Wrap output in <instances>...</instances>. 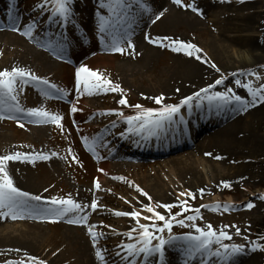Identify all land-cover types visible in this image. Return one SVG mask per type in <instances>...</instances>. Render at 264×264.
<instances>
[{
    "label": "bare ground",
    "instance_id": "6f19581e",
    "mask_svg": "<svg viewBox=\"0 0 264 264\" xmlns=\"http://www.w3.org/2000/svg\"><path fill=\"white\" fill-rule=\"evenodd\" d=\"M99 1L105 3L107 0ZM231 1L224 0L223 4L222 0H198L196 5L189 4L197 9V11H193L192 7H187V5L180 7L174 4L172 0H142V3L148 9L145 10L137 5L135 0H131V10L135 11L134 16L129 18L124 17L125 21L122 24L111 21L108 11L105 13L106 15L99 16L100 10H96L94 7H91L89 15L78 14L80 7L77 2H72V15L68 20H71L73 26H67V28L71 29V32L65 38L71 43L78 41V50L83 46L80 39H78L79 31L83 26L93 29L96 22L95 16L99 18L103 17L106 21H110L106 25V29L115 28L123 32V34L120 33L121 37L118 38H121L127 46L126 54L120 57L114 55L99 58L101 60L104 58H121L118 64H114L113 62L111 68L106 67V65L99 66L100 68L105 67L106 71L112 72L109 80L112 79L113 83L118 85L120 90L130 92H134L137 89V86L134 85L136 81L142 84H145L146 81L153 84L157 82L153 87L145 88L142 86L143 89H137L139 95L142 98L155 96H158V98L162 97L163 99L168 98L169 102L174 98L176 100L171 104H161L160 108L153 112H159L167 105H179L181 101L191 97L192 99L188 104L179 105L180 109L188 110L191 103H197L198 107L195 119L206 122V129L198 138V142H196V139L193 141V143L196 142L197 144L192 147L191 151H184L175 155L169 153L167 157H164L165 155L161 156L165 159L161 158L163 161L161 165H158L159 168L157 170H154L148 164L131 162L130 160L135 159V157L140 158V155L136 156L132 151L128 155L122 156L117 153L112 155L110 152V146L118 138L117 134L125 131L126 134L142 136L149 132L154 137L157 131H152L153 127L150 130L141 131L138 129L137 122H133L130 125L128 117H134L140 111H133L130 107L126 106L120 110L109 108L111 106L105 102L104 98L107 95H111L112 91L93 89L92 94H89L86 101L77 104V111L72 116V121L91 120L95 115H99L101 118V121L95 120L93 123L89 122V131H87V134L90 133L89 137L93 138L90 139L87 149L98 157L96 161L98 170L93 169L95 166L93 162L83 155L85 154L83 151L81 152L78 146L80 143L76 139L74 140L75 142L71 143L72 137L69 133H75V131L72 129L68 130L69 133L66 131L67 134L62 137V141L66 144L67 149L72 150L74 154L79 156L80 160L82 158L85 160L83 162L85 164L84 170L90 183L81 184L78 182L80 184L79 187L71 186L69 189L62 187V189L58 190L53 189L54 186L59 184L60 180L65 182V179L63 174L61 175L59 162L53 155V152H49L46 142V140H49L47 127L43 125L42 127L39 126L38 123L34 122L35 118L22 117L25 141L16 147H10L9 143H6L8 136L0 132V156L20 152L25 155L36 156L37 154H43L49 157L46 160L36 159L32 163L20 161H9L7 163V171L14 186L20 191L28 193L30 197L37 195L41 197L40 201L29 200L30 207L38 208L42 203L50 204L49 202L53 198L57 200L71 198L74 202L83 206L82 211L69 213L64 217H57L61 223L59 226L63 238L55 237L57 240L54 243L55 246L61 247L57 257L59 260L62 258V263L58 262L56 256H52L49 258L50 264H101V260L96 256L97 247L89 240V228L93 226L101 228L103 221H108V216H106L107 211L109 209L115 210L116 206L121 205L120 202L117 203L114 199L110 198V196H117L118 190L120 195H126V197H123V202L126 205L140 206V225H149L150 219H145L144 217H150L151 213L146 212L145 208L154 207L157 212L161 213L164 208L156 207V205H168L174 202L175 199L170 196L171 192L177 197L180 194L191 197L201 209L208 204H215L219 201L218 199H213L209 203L206 200L203 201L201 196L209 197L219 191L225 192L227 188L224 187L225 183L229 187L242 189V194L246 196L254 192L257 193L255 189L264 188V184L262 185L264 183V165L260 166L261 169L255 168L256 165L258 167L260 165L257 157L262 139L258 134L260 131L259 123L264 116V102L258 99L254 105L250 104L249 102L253 98L249 95L248 88L238 83L237 80L233 81V79H237L238 75L260 64L261 62L259 61L264 58V2L262 0ZM234 2H236L235 11L263 10L239 17L241 21L239 28L236 29L234 24L229 20H226L224 23V12L218 13L221 7L224 9L229 8L227 4H233ZM42 3L43 0H36L30 12L26 11L23 5L17 4L14 0H0V18L3 20L0 21V71H11L15 67L23 69L25 72H30L39 79L53 73L60 79L61 86H67L68 80H76V71L79 68L74 69L67 67L65 63L61 64L57 62L53 58L54 55L51 53L52 51L50 52L46 41L40 43L32 35L25 36L21 34L25 31V26L28 24L34 25L32 29L34 32L40 30L33 20L29 21L25 19L22 22V16L24 15V18H29L34 15H37V17L45 15L51 3L43 9L37 7L38 4ZM106 7L105 5V7H99V9L105 11L108 9ZM19 10L22 12V16L17 15V11ZM161 12H163V15L159 20H156V16ZM77 16L78 18H76ZM145 17H147L146 20L141 22V19ZM208 17L211 20H206ZM216 17L223 21L216 23ZM154 20L155 23H153ZM53 21L55 23L52 24L51 32H54L57 26L60 33L66 34L62 20L59 17H55ZM130 27L134 30L133 34H128ZM14 29H19V31ZM239 29L255 34L251 35L247 33L242 35V37H229L230 32L235 33V30ZM188 30L190 32L193 30H207L213 33L204 42L206 50L204 48L203 50L206 52V62L203 57L204 51L196 52L193 50L189 56L184 50H173L176 47L172 43L173 41L193 44V41H186L187 38L185 36L190 33L187 32ZM178 32H182V34H178ZM146 36L149 39H146ZM106 40L104 36L103 41ZM161 40H164V45L171 50V59L165 63L163 69L156 71L157 73H147L145 71L146 68L153 65L156 58L161 55L157 49ZM113 41L116 43L117 40ZM129 43H131L132 47H128ZM87 45L91 46L92 44ZM94 48L96 47L92 46L91 50ZM102 48L107 49L108 46L105 45ZM101 49H96L95 52L99 53ZM229 49L235 53L241 50V53L245 54L246 59H243L236 65L225 61L224 55L228 56L226 52ZM77 51L73 50V53ZM84 51L87 52L89 49H85ZM81 54L76 55L78 59H80ZM141 69H144L143 72ZM220 79L223 80V83L217 85L215 82ZM31 82L37 84L35 81ZM27 86L28 83L21 84L18 78L14 93L17 98L16 101H20L25 95H28ZM111 86H113L112 83L108 86L109 89ZM261 86H264V83L253 89H259ZM150 88H152L151 92H149ZM204 89L207 91H202ZM227 89H231V93H228ZM217 92L237 95L248 106L245 108L244 104L237 103L234 100L225 103L220 100L209 101L207 99V96H211ZM197 93H199V96H197ZM29 95L35 99L42 100L45 96L41 92L36 94L30 92ZM10 102L15 101L5 103L2 106L4 107V113L0 114V116H10L9 113L14 112V110H9ZM112 105L116 107L115 103H112ZM30 108L35 107L30 106ZM61 108H66V106H62ZM116 112L122 116L116 117L114 115ZM178 112L172 117L177 115ZM191 115L187 116L186 124L178 117L177 127L179 131L188 129L187 125L191 122ZM63 117L66 116H62V119H64ZM1 124L6 125L0 119ZM162 126L163 124L161 128ZM78 130L81 131L79 128ZM100 130H103L107 137L110 138L108 141H105L104 135L101 136L100 140L94 138ZM27 142L33 143L36 147H33V150H29V143ZM105 152H109L105 156L106 159H104L107 161L101 162L100 157ZM137 153L140 154L138 151ZM131 154L135 157L131 156ZM197 155H200L201 159H198L197 162L192 161L193 158L191 157ZM125 157H128L127 159L130 162H127ZM44 162L45 165H48L51 172L46 174L43 169H38L40 179L39 183H36L31 172V167H38ZM200 163L203 167H199ZM89 166H93L92 169H89ZM119 173L122 175L120 176ZM120 180L128 183L121 182ZM96 184H99V188L96 187ZM141 193H146L147 195H142ZM93 199L97 204L95 210L91 208ZM233 204L236 205V203ZM126 205L123 204L124 208L127 209ZM4 211L7 210L5 209ZM85 215L88 218L87 223H68L70 219H78L79 216ZM108 215L109 217L117 216L112 213ZM22 217L24 221L28 219L26 223L10 224L8 222L19 221L21 219V211L18 213L16 219H13L10 215H0V256L7 255V258L4 259H10L0 264H15L17 257H24L26 260L37 262L39 261L37 258L43 254L41 252H47L48 249H51L45 248L40 250L41 247L43 248L42 243L39 241L42 238L41 231H45V229L42 228L44 225L39 220L46 217V215L31 213L25 210ZM133 222L134 219L132 218H120L117 224L122 228L130 229ZM26 224L28 225L26 230L19 228ZM50 241L51 238L48 239V242ZM186 244V239L173 240L172 243L165 244L163 258L167 264H203V260H201L203 256L200 254L191 258L186 255ZM224 245H228L231 248L234 244L226 243ZM239 246L243 247V252L232 257L228 261V264H264V260L257 259L250 254L249 248H247L245 243H241ZM217 249L222 251L221 247ZM101 255L104 258H108L109 256L106 250L101 251ZM153 260L152 256L144 258L143 262L149 264ZM107 261L109 262L108 264H118L110 258ZM206 264H225V261L222 257L211 255Z\"/></svg>",
    "mask_w": 264,
    "mask_h": 264
},
{
    "label": "rangeland",
    "instance_id": "374dc122",
    "mask_svg": "<svg viewBox=\"0 0 264 264\" xmlns=\"http://www.w3.org/2000/svg\"><path fill=\"white\" fill-rule=\"evenodd\" d=\"M17 3H20L21 5H23L24 9L26 11H31L32 7L35 5L36 0H16ZM78 1V0H77ZM81 3H78V5L81 7L82 12L84 15H88L91 11V7H93L96 4V9H99L97 6V0H80ZM198 0H181V5L180 7H184L185 5H189V4H193L196 5ZM264 2V0H262ZM223 4H224V0H222ZM226 2V1H225ZM233 2V0L231 1ZM104 4V3H103ZM107 4V2H106ZM227 4V3H226ZM229 6V8H222L218 13H223L224 12V23L226 20H229L230 22H232L234 24V27L239 28L240 25V19L239 17H242L245 14L248 13H252V12H259L263 9H251L249 11H235L234 8L236 7V2H234L233 4H227ZM19 12L18 11V15ZM218 13H216L218 15ZM22 16V15H21ZM46 15L43 16H38L34 15L32 17V19H36V23L42 22L43 18ZM1 19V18H0ZM206 20H211V18H207ZM29 21H31V18L29 19ZM223 20L216 17L215 18V22L216 23H221ZM38 25V24H36ZM208 25V24H207ZM221 25V24H220ZM206 29V28H205ZM236 32H230L229 33V37L234 36H241L245 35V34H251L254 35L255 33H251V32H245L242 30H235ZM38 35V30L35 31ZM91 32V31H90ZM187 32H190L189 30ZM178 34H182V32H178ZM213 33L207 30H193L192 32L188 33L185 37L187 38L186 41H193V44L196 48L200 49V51H204V60L206 62L207 58H206V47H205V39H208L210 36H212ZM177 36V35H176ZM203 48L205 50H203ZM224 48V47H223ZM157 49L159 50L160 54L156 60L154 61L153 65H150L146 68L145 71L148 72H155L163 69L165 66V63L170 61V55H171V50L169 49V47H167L166 45H164V40H161L159 42V46L157 47ZM126 50V48L124 49ZM228 56L224 55V60L227 62H231L233 65H236L237 63H239L240 61H242L243 59H246V56L244 53H241V50H238L236 53L234 51H231V49L227 50ZM100 57L103 56H97V57H93L91 58L89 61H86V65L88 70L92 71V69L96 70L100 75H98L101 80L97 81L89 79L91 84H95V83H101L103 80H107L110 81L113 86H115L116 84L113 83L112 79L109 80V76L112 75L111 71H106L105 67H99L101 65H106V67L111 68L113 66V62L114 64H118L121 61V58H112V59H99ZM242 58V59H241ZM259 62H261L260 64L256 65L255 67H252L251 69H249L248 71H245L244 73L238 75L237 79H233L237 80L238 83L246 86V85H250L252 88H255L256 86H259L261 84L264 83V58H262ZM219 63V62H218ZM144 69H141V71L143 72ZM49 77V79L57 82L56 80L59 79L57 77L56 74H48L47 75ZM124 76V75H123ZM157 77V76H156ZM127 78V77H126ZM71 81L68 80V84ZM135 82V81H134ZM58 83V82H57ZM157 83V82H156ZM156 83H150L149 81H146L145 84H142L138 81H136V85L137 89H141L142 86H144L145 88H149L150 86L153 87ZM183 84V83H182ZM181 85V84H180ZM236 86V83H235ZM137 89H135L134 92H130V91H121L120 89L117 91H112L111 96H106L104 98L105 102L111 106L109 108H116L118 110L124 108V106L126 107H130V109H132L133 111L138 110L135 105H140V107H142V109H157L160 108L161 104H168V103H173L175 102V98L171 99L169 102L168 98H165L163 100H161L160 104H157L155 102V98H158V96L155 97H151V98H142ZM143 89V88H142ZM146 91V90H144ZM152 91V88H150L149 92ZM228 92V89H227ZM173 93V92H172ZM123 97L126 101H127V105H121L119 103V99ZM22 101L28 105V106H36V107H42L43 109H45L46 111H48L47 107L44 105L42 106L41 104H34L33 105V100L32 98H30L29 96H24ZM80 102V100H79ZM112 103H115L116 107H114L112 105ZM11 104H15V103H11ZM20 105H22L21 103H19ZM53 111H55V109L52 107L51 108ZM3 108L0 107V111H2ZM49 112V111H48ZM126 112V111H125ZM55 114L56 111H55ZM62 116H66L63 117L64 119L61 120V124H62V129L58 128L57 126H53L52 123H46L47 124V135L49 137V140H46L48 148H49V152L52 151L53 153H55V158L57 159V161L59 162V165L61 167V169L63 168V173H61V175L63 174L65 182H62L61 180L58 182L59 184H56L54 186L53 189L58 190V189H62V187H66L67 189H69V187L71 186H79V183H86L89 184L90 180L87 178V173L84 170V163L85 160H82L79 163H73L71 162V165H68L66 162L67 159L64 155V151H67V146L66 144L62 141V137L64 135L67 134V132L69 133L68 130H71L73 125L70 121V119L67 118V112H63L61 113V110H58V115ZM19 114H14V116H12V118H8L6 117L5 122L6 125H0V132L5 133L8 137V141H6V143H9L10 147H16L18 146V144L24 142V137L23 133L24 132V128L20 127L19 125L22 123V121H20V117L18 116ZM116 117H120L119 113H115L114 114ZM21 116V115H20ZM94 125V124H92ZM74 130V129H72ZM259 137L262 139V144H261V148L259 149V155L257 157V160L260 161V165L259 167L256 165L255 168H260V166L264 165V116L261 118V121L259 123ZM67 131V132H66ZM72 137V142H75L73 134L69 133ZM29 143L28 145V149L29 150H33V147H36V145H34L33 143L27 142ZM197 144V143H196ZM193 158L192 161L197 162L198 159L200 158V155L198 156H193L191 157ZM190 158V159H191ZM71 161V160H70ZM161 159H152V161L147 162L143 161V163L151 165L154 170H157L159 168L158 165L162 164ZM90 164V163H89ZM63 166V167H62ZM71 166V167H70ZM74 167V170H76L77 173H72V169ZM93 166H89V169H92ZM199 167H203L202 164H199ZM71 168V169H70ZM94 168V167H93ZM152 168V169H153ZM38 169H43L44 172L46 174H48L49 172H51L50 168L48 167V165H45V162L42 165H39L38 167H31V172L34 176V181L36 183H39V179H40V174L38 173ZM261 169V168H260ZM263 172V171H262ZM124 173V172H121ZM119 173V175L121 176L122 174ZM139 173V171H138ZM162 173V172H161ZM140 174H142L140 172ZM151 182V181H150ZM125 183H128L125 181ZM264 183H262L263 185ZM77 186V187H78ZM255 186V185H254ZM242 189H238V187H227L225 189V192L223 191H219L218 193H215L214 195H210L209 197H203L201 196V199L203 201H211L213 199H218V200H222L224 201L223 204H218V206L216 207H212V206H208V207H203V208H198L196 202L194 200H192L191 197H188L187 195H182L180 194L178 197L175 196L172 192L170 193V196L172 198H174V202L168 204L171 205V209L166 210V209H162V215L165 216L166 219H171L172 221V228L169 231L168 229L167 232H171L172 237L175 239H183L185 237V234H190L191 232L195 235L198 234L195 232V227H199L202 230H206L208 225L212 226L213 231H215L217 234H219L221 231L225 232L228 236L231 237V239H224L223 241H221V244L224 242V244L229 243V244H234V245H241V243H245L247 245V248H249L250 254L257 258V259H261L264 260V188H258L255 189L257 190V193H249L250 195L246 196L242 194ZM252 195V196H251ZM123 197H126V195H120V192L118 190V194L117 196H110V198L114 199L115 202L117 203H121V205L117 206V210H125V211H134V210H138L137 212H141L140 206H136V205H126L125 202H123ZM231 201L232 203H236V205L234 204H230L228 203V201ZM229 201V202H230ZM185 202L187 203V208L190 209L192 212L189 213L187 216H185V218L183 220H188L187 217L189 216H195L196 219L194 220H189L188 222L183 221V225H181L180 223L176 222L173 220L172 215H175V212L178 213L180 216H183L184 213H181L182 210H184V208L182 207V205L185 204ZM127 206V208L132 209H126L124 208L123 204ZM251 203L253 205V207L248 208L247 205ZM227 206V207H226ZM198 208V212L195 211ZM107 216V215H106ZM180 216H178L180 218ZM102 218V217H101ZM28 220V219H27ZM26 220V221H27ZM26 221H24V219H19V221H10L8 223H18V224H24L26 223ZM103 221V218H102ZM117 221L118 219H114L112 217H108V221H103V224L101 225V228L99 226H93L91 228V232L94 233L97 237V239L95 241H93L92 236L90 235V242L96 244L97 247L104 245V244H108L109 242H115L116 244H121L123 242H125L126 238H118L116 239V236H121L122 232H126L123 231V229L117 225ZM44 225L42 228L45 229V231H41L42 233V238L41 240H39L42 243L43 248L41 247V249H45V248H51L48 249L47 252H41L43 253L42 255H40V259H46V260H50L49 258H51L52 256H56L59 253L61 247H57L55 246V241L57 240L55 237H61L63 238L62 232H61V228L58 224H51L43 221L42 222ZM115 223V224H114ZM111 224V226H110ZM164 222L161 221L160 227H163ZM193 225L195 227H193ZM20 226V225H19ZM19 228H24L25 230L28 228V225H22ZM189 231V232H188ZM239 231V234H237V232ZM51 238V241L48 242V239ZM52 243V244H51ZM119 246V245H118ZM55 247V248H53ZM255 248V250H253ZM214 250V248H212V251ZM39 253V252H38ZM210 254H207V256H209ZM24 256V255H22ZM42 256V257H41ZM7 258V255H3L0 256V263H3L6 260H10V259H4ZM67 258V257H64ZM58 259V257H57ZM15 264H22L21 262L25 263V264H29L31 262V260H26V258L24 257H17L15 259ZM58 262L62 263V258L61 260L58 259ZM35 264V263H33Z\"/></svg>",
    "mask_w": 264,
    "mask_h": 264
},
{
    "label": "snow or ice",
    "instance_id": "6c2138e0",
    "mask_svg": "<svg viewBox=\"0 0 264 264\" xmlns=\"http://www.w3.org/2000/svg\"><path fill=\"white\" fill-rule=\"evenodd\" d=\"M73 0H43L42 4H38L37 7L43 9L48 6L49 3H51V14L53 16H58L62 21L68 20L72 15V5ZM172 2L178 6L181 5V0H172ZM135 3L139 5L141 8L148 10L146 6L142 3V0H135ZM102 8L105 7L104 4L100 5ZM107 7L109 8L110 12L116 13L119 9L120 12H124L126 10H130L132 7V3L130 0H109ZM187 7H192L193 11H197V9L192 5H187ZM199 14V13H198ZM163 15V12H161L159 15L156 16V20H159L160 17ZM110 23V21H106L103 17L100 18V26L99 31L101 33H104L106 31V25ZM155 23V20L153 21ZM33 24H28L25 26V31L21 33L25 36H31V32L33 29ZM19 31V29H14ZM146 39H149L147 36ZM168 39V38H163ZM155 43L156 41H150ZM176 47L173 48L174 51H186L187 55H191L192 51L195 50L196 52H199L200 49L195 48L192 44H186L180 41H173L172 42ZM128 47H132L131 43L128 44ZM116 51H123L118 45L115 46ZM215 67V65H213ZM82 73H86L87 77L95 78L97 81H100L101 78L98 76L97 73L89 71L87 68L81 67L77 69L76 71V88L77 91H80V86L83 84L84 91L88 94H92L93 89H102L103 91H117L119 90V86H111L109 89V85L111 84L110 81H107L106 79L103 80L101 83H95L91 84L88 78L82 77ZM19 78V81L21 84H25L28 81H35L41 85L46 86L43 90V94L46 96H51L52 92L48 91L49 89L54 90L56 93H60L61 95H66V92L64 89L57 88L54 84H50L48 80H41L37 76L31 74L30 72H25L23 69L19 68H12L11 71H0V106H3L8 101H16V95L14 94L16 91L15 85L17 83V80ZM217 85L223 83V80H216L215 82ZM245 87L248 88L249 95L252 96V100L249 102L250 104L254 105L256 101L259 99L261 102H264V86H261L259 89H253L250 85H246ZM122 91V90H121ZM202 91H207L206 89ZM228 93H231V89L228 90ZM197 96H199V93H197ZM163 98H155V102L157 104L161 103V100ZM191 97L186 98L185 100L181 101V104H188L191 101ZM207 99L209 101L212 100H220L224 101L225 103L230 101H236L237 103L244 104V102L241 100V98L237 95H229L226 93H220L217 92L211 96H207ZM119 103L121 105H127V101L124 98H121L119 100ZM247 104H244V107L247 108ZM137 109H140V105H135ZM9 110H14L16 112H24L25 115L28 117L35 118L36 123H53L58 128L62 129L61 120L62 117L58 114H52L46 111L43 108H31L27 109L26 111L22 108H20L18 103L9 105ZM180 110L179 105H167L164 108H162L159 112H153L151 109L142 110L139 112L138 115L134 117H128V123L130 125L133 124V122H137L138 129L143 130H150L151 127H161L164 121L170 120L171 117L177 113ZM71 111L74 113L77 111V108L73 106L71 108ZM3 116H0V119H3ZM12 118V117H8ZM20 127H23V124L19 125ZM55 155V153H53ZM49 157L43 154H37L36 156L32 155H25L20 152L13 153L11 155H4L0 156V215H10L13 219H16L18 216V213L20 211L26 210L30 207L28 201H40L41 197L39 195L37 196H29L28 193L20 191L18 188H16L13 184V181L11 177L8 174L7 171V163L9 161H20V162H29L32 163L36 159L46 160ZM96 187L99 188V184H96ZM224 187H229L227 183L224 184ZM142 195H147L146 193H141ZM190 195V194H189ZM150 199V198H149ZM51 205H54L56 207H50L47 209H44V213L46 215H51L55 217H64L68 215L69 213H77L80 210H82L83 206L79 203L74 202L71 198L66 200H57L53 198L50 202ZM97 207L96 201L93 199L91 203V208L95 210ZM156 207L164 208L166 210L171 209V205H156ZM185 211H187V203L185 202L184 205H182ZM227 207V206H226ZM248 208L253 207L251 203L247 205ZM7 211H4V210ZM145 211L148 213H151L150 217H144L145 219H150L154 221H163V227L155 228L156 231L163 232L165 229H168L169 231L172 228V221L171 219H166L165 216L161 215L159 212L155 210L154 207H146ZM195 211H199L196 209ZM117 216H130L134 220H139L140 218V212L132 211L130 213L127 212H117L115 213ZM87 216H79L78 219H70L68 220V223L72 224H79L81 222L87 223ZM174 219V217H173ZM188 220H194L196 219L195 216H189L187 217ZM181 225H183V220L178 221ZM153 227L155 225L153 224ZM193 227H195L193 225ZM139 238L136 240V243H128L126 245H120V247L123 249L124 253L126 254L125 259H130L135 256H143L144 258L152 257L154 254H159V257L161 259V264H163V257H164V246L166 243H172V241L175 239L173 237H169L168 241H165L163 238H156L158 239V243L153 245L152 241L154 239V233L153 231H150V228L148 225H140L139 226ZM135 231V229H133ZM195 232L198 233V235H191L186 237L187 244L185 245V253L188 257H194L197 254H200L203 256L204 254H210L212 256L216 257H222L225 261V264H228V261L232 259V257L240 254L243 252V247L239 245H232L231 248H229L228 245H222L221 241L224 239H231L230 236H228L225 232L221 231L219 234H217L215 231H213L212 226L208 225L206 230H202L199 227H195ZM89 234L92 236L93 241L97 239L96 235L91 232V228H89ZM239 234V231L237 232ZM129 239H135L132 237L131 233L128 234ZM220 245L222 248V251L220 249H217L216 251H212L213 245ZM255 250V248L253 249ZM120 253H117L119 255ZM96 256L103 260L104 257L101 255V252L97 251ZM36 264H43L42 261H37Z\"/></svg>",
    "mask_w": 264,
    "mask_h": 264
}]
</instances>
